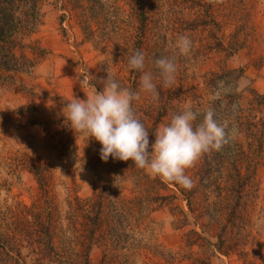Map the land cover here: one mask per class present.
<instances>
[{
  "label": "rangeland",
  "instance_id": "1",
  "mask_svg": "<svg viewBox=\"0 0 264 264\" xmlns=\"http://www.w3.org/2000/svg\"><path fill=\"white\" fill-rule=\"evenodd\" d=\"M142 10L146 26L140 34ZM40 15L41 25L34 34L13 43L14 59L7 58L6 47L0 45V224L22 218L24 206L39 201L37 185L22 163L49 168L58 210L65 208L67 185L81 197L91 195L95 172L80 157L85 145L98 142L62 129L67 125L62 108L73 95L86 99L93 85L101 91V81L110 77L140 94L133 102L134 112L148 126L158 118L157 130L188 104L213 107L220 122L230 119L235 106L230 114L224 109L234 94V100L240 96L241 128L232 123L235 138L221 151L207 153L209 169H202L204 155L186 169L194 181L192 189L146 170L149 180L164 185L142 188L131 171L114 172L126 169L118 166L119 160L98 164L104 179L121 176L115 189L120 197L142 203L119 223L124 248L115 249L110 260L111 264H264V129L260 132V125L251 124H264V105H255L253 94H264V0H43ZM182 35L193 41L188 56L175 48ZM135 51L145 54L146 70L155 76V59L167 57L177 64L171 86L163 87L157 79L156 101L140 90L142 73L127 67ZM224 69L242 70L237 87L220 79ZM211 75L219 77L213 85L208 84ZM217 92L220 96L214 99ZM35 123L48 126L43 130ZM164 195L169 198L150 200ZM194 230L206 242L197 240ZM90 256L97 263L101 248L94 246ZM30 258L21 264H33ZM1 259L5 258L0 255L3 264Z\"/></svg>",
  "mask_w": 264,
  "mask_h": 264
},
{
  "label": "trees",
  "instance_id": "2",
  "mask_svg": "<svg viewBox=\"0 0 264 264\" xmlns=\"http://www.w3.org/2000/svg\"><path fill=\"white\" fill-rule=\"evenodd\" d=\"M43 0H0V45L6 47L5 55L10 60L15 58L13 52V43L23 41L24 38L34 34L36 28L41 25L40 4ZM145 11H141L139 23L140 34L143 33L146 26ZM231 54V52L229 53ZM5 55H3L5 57ZM242 71V70H241ZM238 69H224L220 79L229 83L232 81L237 87V79L242 72ZM215 75H211L208 84L213 85L216 79ZM253 94L255 105H264V94L258 95L255 91ZM234 94L228 97L225 104L229 114L231 106H235L232 118L227 120L229 125L237 123L240 129L242 121L237 119V112L241 110L239 104V95L235 100L232 99ZM144 123V120L141 119ZM159 123L158 118L151 123V126L145 125L149 131V139L154 141V133ZM43 130H46L48 123H35ZM253 126L260 125V132H263V123L254 121ZM64 133H69L67 125L62 126ZM101 145L97 143L94 146L92 141L82 148V156L80 161L92 171L95 172L93 181V190L90 196L81 197L75 187L66 186L63 210H58L52 195V177L49 168L43 163L19 164L21 168L27 171L34 179L37 189L39 201L31 203L30 206H24L23 217L13 221H4L0 224V255L5 259H1L3 264L10 260L13 264H21L22 261L31 256L33 264H111L110 257L112 252L119 248H124L122 243V235L120 222L133 212L134 207L142 206L140 199L125 200L116 193V180L120 178L117 175H111V179H104L101 173L96 169L101 162L99 150ZM60 154L64 157V153ZM228 155H224L221 160L223 163ZM110 159H112L110 157ZM215 162V161H214ZM118 166L126 169H114V172L131 171V176L139 187L145 186H161L163 182L158 179L149 180L145 174V170L137 168L132 162L118 161ZM208 166V167H207ZM18 167V165H17ZM209 161L207 154L204 155L202 169H209ZM113 171H108L107 176ZM207 175H211L210 171H206ZM137 174V175H136ZM137 177H136V176ZM151 187V188H152ZM147 198V197H146ZM167 199L169 195L162 197L153 196L151 202ZM186 205L190 209V199L186 198ZM183 213V211H180ZM187 217V215H183ZM197 240L206 242L201 234L195 230ZM22 238V240H20ZM221 242V237L218 239ZM100 247L101 256L97 263L91 259L90 253L92 248ZM27 254L23 255V251ZM222 254V249H217ZM200 264H206L201 262Z\"/></svg>",
  "mask_w": 264,
  "mask_h": 264
},
{
  "label": "clouds",
  "instance_id": "3",
  "mask_svg": "<svg viewBox=\"0 0 264 264\" xmlns=\"http://www.w3.org/2000/svg\"><path fill=\"white\" fill-rule=\"evenodd\" d=\"M175 48L181 55L188 56L193 41L186 35L179 36ZM153 63L158 76L146 70L145 54L135 51L127 67L142 73L140 90L156 101L159 99L157 79L162 81L163 87L171 86L178 67L174 59L167 57L155 59ZM101 83L102 90L97 91L93 85L91 92L85 94L86 99L73 95L64 104L62 115L73 133L101 145L99 155L103 162L110 157L130 160L137 168L190 190L194 181L186 175V169L193 167L203 155L221 151L235 138L236 130L227 120L218 121L213 107L199 109L188 104L155 131L154 141L150 143L149 131L133 109V102L140 99V94L122 87L110 77ZM219 96L217 92L214 99Z\"/></svg>",
  "mask_w": 264,
  "mask_h": 264
}]
</instances>
